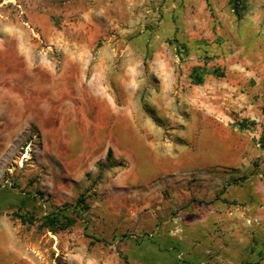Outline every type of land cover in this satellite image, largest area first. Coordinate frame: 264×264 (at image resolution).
<instances>
[{
    "label": "rangeland",
    "instance_id": "rangeland-1",
    "mask_svg": "<svg viewBox=\"0 0 264 264\" xmlns=\"http://www.w3.org/2000/svg\"><path fill=\"white\" fill-rule=\"evenodd\" d=\"M262 140L264 0H0V264H264Z\"/></svg>",
    "mask_w": 264,
    "mask_h": 264
},
{
    "label": "trees",
    "instance_id": "trees-1",
    "mask_svg": "<svg viewBox=\"0 0 264 264\" xmlns=\"http://www.w3.org/2000/svg\"><path fill=\"white\" fill-rule=\"evenodd\" d=\"M237 1L238 0H230V2H232L234 5H235V2ZM189 78L191 80V84H194V85H202L204 82L203 74L200 73L199 67L192 68ZM261 144L264 147V140H262ZM84 199H85V194H81L78 197L76 202L79 207L83 208ZM41 224L43 227H45L46 229L52 232H58V231L69 229L72 226H74L76 224V218L63 214V210H59V211L51 212L43 216L41 220Z\"/></svg>",
    "mask_w": 264,
    "mask_h": 264
}]
</instances>
